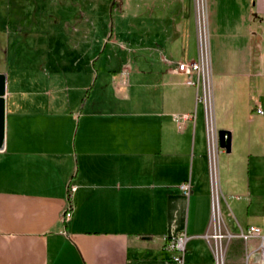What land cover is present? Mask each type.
<instances>
[{
    "label": "crops",
    "instance_id": "crops-1",
    "mask_svg": "<svg viewBox=\"0 0 264 264\" xmlns=\"http://www.w3.org/2000/svg\"><path fill=\"white\" fill-rule=\"evenodd\" d=\"M137 1L131 50L141 53L116 55V69L103 54L106 35L98 41L94 34L53 73L31 69L22 80L0 70V264H180L165 239L182 233L181 264H214L211 184L199 167L194 171L208 151L205 109L201 103L198 121L200 86L173 72L178 62L195 60L190 44L198 55L193 2ZM206 29L210 78L218 98L234 100L222 115L231 127L217 129L211 91L213 128L231 132V151L218 148L217 164L219 155L233 158L238 132L232 163L240 165L230 167L225 188L216 165L217 193L249 201L236 205L240 220L219 214L227 236L223 264H261L258 239L245 241L240 232L255 226L264 236V185L253 193L242 165L253 160L264 173V0H206ZM115 45L124 49L121 40ZM182 50L185 57H177ZM218 206L221 213L219 195Z\"/></svg>",
    "mask_w": 264,
    "mask_h": 264
},
{
    "label": "rangeland",
    "instance_id": "rangeland-1",
    "mask_svg": "<svg viewBox=\"0 0 264 264\" xmlns=\"http://www.w3.org/2000/svg\"><path fill=\"white\" fill-rule=\"evenodd\" d=\"M141 11L142 5L137 0H0V70L6 71L10 79L12 77L20 78L21 76L22 80L26 78V74H29L31 69L39 70L42 67L53 73L57 62L71 58L70 55L73 54L75 49H78V45L89 41L92 42L94 34H96L95 37L98 41L102 39V35H106L105 38L109 42L106 44L103 54L106 56L105 59L109 63L110 69H116L117 61L119 60L115 57L116 55L125 60L128 54L133 59L136 56L135 54L141 53L140 51L135 53L131 50L135 47L138 39L137 30L135 29L139 22L137 14ZM74 28L86 29V35H76L73 32ZM119 40L124 44V49H121L118 45L113 46ZM102 47V44H97V56L101 55ZM189 47L191 55L194 54L193 56H195L196 60L197 54L195 55L194 47L191 44ZM142 53L148 54L151 58L155 54L152 51ZM180 56L185 57L184 50L177 52V57ZM204 63L206 70L208 68L210 77V65L207 67V63H210L207 58ZM210 79L211 88L210 86L209 88L210 94L212 91L214 109L216 111L215 121L217 129L220 127H231L230 120H226L225 116L222 115L225 114L224 111L233 106L234 100L228 98V95L221 99L218 98L217 83L212 78V74ZM7 82L6 78V86ZM99 84L100 82L97 83V85ZM239 102L240 100H238ZM201 103L197 105L198 121H201ZM237 137L238 132L235 130L233 158L225 159L224 155H219L218 164L216 163L218 165L219 184L223 188H225L224 186L229 180L227 179L226 181V175L230 167L232 165H240L232 163L235 159H238V157H234L238 142ZM207 159L209 160L206 148V157L205 155L202 157L201 165L197 160L194 161V171L196 172L199 167V176L207 178L209 188ZM203 161H206L205 166ZM252 161L250 164L244 162L242 165L244 168L243 172H247H244L246 174L244 183L245 185H250V189L254 193L259 191V183L264 185V173L257 170L258 166L261 168V163ZM214 191L215 189L213 190L214 214L219 209V195L221 213H218V217L221 214L224 220L230 219L234 221V218L240 220L236 205L242 204L243 207H246L249 203L247 196L240 194L241 197L239 196L240 198L237 197L235 199L228 195L225 190L221 194L217 193L215 201ZM250 199L253 198L251 197ZM209 210V229L212 232L214 229L212 228L210 206ZM216 229H218V225ZM220 231L224 236L221 241L223 253L227 236L221 227V220ZM217 243L220 245L219 241ZM223 263L224 258L222 259Z\"/></svg>",
    "mask_w": 264,
    "mask_h": 264
},
{
    "label": "built area",
    "instance_id": "built-area-1",
    "mask_svg": "<svg viewBox=\"0 0 264 264\" xmlns=\"http://www.w3.org/2000/svg\"><path fill=\"white\" fill-rule=\"evenodd\" d=\"M193 10L195 16V28H196V42L198 55L196 60L178 62L173 69V72H181L186 76L185 83L187 85L200 86V92L197 99L203 103L205 109V125L207 132V145L209 155V180L211 184V218H212V231L210 237L214 242L213 248V261L214 264H222L220 259L222 248L221 241L224 237L220 231V218L218 220V229H215L214 224V206H213V190H217V168H216V156L218 151L217 135L213 128V117H212V104L211 94L209 88L210 77L208 75V68L204 67L205 59L208 61V37L206 29V0H192ZM208 67V63H207ZM193 76L196 77V81H193ZM260 114L264 115V112L258 109ZM184 195L190 194V186L188 183H184L180 186ZM74 187L70 186L68 191H73ZM70 216L69 211H65L64 219H68ZM220 217V216H219ZM240 237L243 240L249 238H257L259 245L257 254L260 258L261 264H264V236L261 235L259 228L255 226H248L240 232ZM187 236L185 234H178L176 236L168 237L165 240L166 247L173 252L172 260L177 263H182L184 254L186 251ZM219 241L220 245L217 246L216 242Z\"/></svg>",
    "mask_w": 264,
    "mask_h": 264
},
{
    "label": "water",
    "instance_id": "water-1",
    "mask_svg": "<svg viewBox=\"0 0 264 264\" xmlns=\"http://www.w3.org/2000/svg\"><path fill=\"white\" fill-rule=\"evenodd\" d=\"M4 76L0 74V149L3 143L4 132ZM218 147L229 154L231 151V132L227 130H218L217 132Z\"/></svg>",
    "mask_w": 264,
    "mask_h": 264
},
{
    "label": "bare ground",
    "instance_id": "bare-ground-1",
    "mask_svg": "<svg viewBox=\"0 0 264 264\" xmlns=\"http://www.w3.org/2000/svg\"><path fill=\"white\" fill-rule=\"evenodd\" d=\"M217 196V192H216V189H215V191H214V199H215V201H216V197ZM217 204V203H216ZM215 204V205H216ZM213 206H214V202H213ZM219 219V217H218V211L217 212H215V214H214V221L215 222H218L217 220ZM218 246H219V244H218ZM222 258H223V253H221V257H220V259L222 260Z\"/></svg>",
    "mask_w": 264,
    "mask_h": 264
},
{
    "label": "trees",
    "instance_id": "trees-1",
    "mask_svg": "<svg viewBox=\"0 0 264 264\" xmlns=\"http://www.w3.org/2000/svg\"><path fill=\"white\" fill-rule=\"evenodd\" d=\"M166 239H168V238H166ZM166 239H165V240H166ZM165 246H166V243H165Z\"/></svg>",
    "mask_w": 264,
    "mask_h": 264
}]
</instances>
